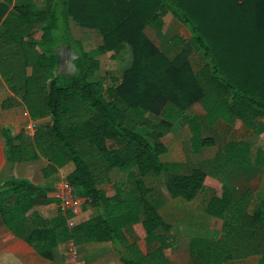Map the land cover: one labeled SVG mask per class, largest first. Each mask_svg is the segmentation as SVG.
<instances>
[{
  "label": "trees",
  "instance_id": "16d2710c",
  "mask_svg": "<svg viewBox=\"0 0 264 264\" xmlns=\"http://www.w3.org/2000/svg\"><path fill=\"white\" fill-rule=\"evenodd\" d=\"M7 4L0 3V78L10 94L0 109L22 105L31 121L42 122L31 140L23 129L16 134L1 129L5 159L12 167L43 158L44 177L72 164L65 180L81 207L98 213L70 229L58 215L50 226L24 232L26 213L52 202L51 189L10 175L0 178L4 225L47 258L67 240L76 246L107 241L123 264H167L163 252L175 236L145 178L164 176L168 195L187 202L201 190L202 170L183 174L179 163L160 160L163 140L194 104L204 111L206 125L240 123L254 136L264 134V0H51L45 10L36 9L33 0H18L10 11ZM167 13L189 34L187 41L170 39L172 59L143 31L147 25L161 30ZM71 19L97 30L101 43L84 51L70 33ZM125 46L129 67L108 86L93 80L98 58L107 52L114 57ZM63 51L72 55L70 73L59 71ZM193 52L202 60L198 70L189 61ZM186 123L192 153L215 144L203 135L197 116ZM236 147L229 145V152L239 156L249 149ZM254 166L264 169L260 148ZM112 170L125 172V181L107 196L99 186L110 181ZM252 198L250 191L235 198L224 185L217 187L204 212L221 220L220 235L190 241L197 264L250 256L264 264V204L250 211ZM137 222L146 243L158 244L146 254L125 238L124 230Z\"/></svg>",
  "mask_w": 264,
  "mask_h": 264
},
{
  "label": "crops",
  "instance_id": "0c3cea01",
  "mask_svg": "<svg viewBox=\"0 0 264 264\" xmlns=\"http://www.w3.org/2000/svg\"><path fill=\"white\" fill-rule=\"evenodd\" d=\"M18 0H0V3H8L7 11L12 10L13 5ZM22 1V0H20ZM51 0H33V5L38 10H45ZM163 27L161 30H157L150 25L144 28L145 35L151 40V42L162 52L167 58L172 59L176 51L173 49L170 39L173 36H179L183 40L189 39L188 31L178 21H176L169 13L165 14L162 18ZM1 30V25H0ZM69 30L72 37L77 40L84 51H90L96 48L101 43V36L98 31L91 28H84L79 26L72 19L69 21ZM147 30L153 32V37L148 36ZM113 53L107 52L99 59V68L102 64V58H110L116 62H120L125 59L126 67L122 71L129 67L131 62V53L128 46H125L118 54L111 57ZM191 55H197L193 52ZM190 55V56H191ZM72 56V55H71ZM189 56V57H190ZM199 56V55H197ZM72 58V57H71ZM129 58V60H128ZM129 61V62H128ZM71 62V60H70ZM191 63V62H190ZM202 65V60L198 70ZM99 70V69H98ZM93 76V80H103L104 85L108 86L112 79L118 78L110 70L108 73L105 71L103 75H97V72ZM1 79V78H0ZM106 80L108 83L106 84ZM3 82V81H2ZM4 84V83H3ZM5 85V84H4ZM7 97L10 93L7 90ZM4 97V98H5ZM2 98L1 100H3ZM0 100V101H1ZM23 107L22 105H20ZM17 106V107H20ZM197 106V109L195 108ZM13 107L11 109L17 108ZM24 109V107H23ZM10 110V109H8ZM6 111V110H4ZM26 118L29 119L27 112L24 109ZM204 111L198 104L192 105L185 111L183 117L175 122L171 128V132L168 137L163 140V144L166 147L165 153L160 156L162 162H176L181 165V171L183 174L189 173L192 169H200L205 173V178L201 190L192 201H183L179 198H171L168 195V199L161 200L159 194L155 192L154 185L152 184L154 178L161 177L164 184V176H147L145 183L152 189L151 196L156 201L157 210L162 220L171 226V232L175 236V243L164 250V255L167 259V264H197L189 253V244L193 238L205 237L208 239L217 238L220 235L221 220L211 217L204 212V207L209 198L215 193L216 189L220 185H224L230 193L235 197H240L244 192L250 191L252 193V201L249 207L251 211L256 205L264 204V169H260L254 166L255 151L260 148L264 150V146L255 145L249 139L232 137V129L238 128L241 132H248L254 136L249 130L244 128L240 123H235L234 126H228L222 121H217L212 125H206L204 120ZM192 116H197L202 126L203 135L213 137L215 144L210 147L202 148L197 153H192L189 145L190 132L187 127L186 120ZM42 121H37L38 123ZM220 126L226 131V138L223 143H218L215 135L217 134L216 127ZM35 128V126H34ZM34 128L28 138L26 131L25 134L29 140H31ZM219 128V127H218ZM19 129L16 133H18ZM208 130L205 132V130ZM11 134H16L12 133ZM264 136V134L259 135ZM258 137V136H256ZM222 142V141H221ZM171 144L178 151L189 150L194 156H198L202 150L216 148V153L211 157L203 161L198 159L200 165L193 163L188 164L189 159L174 160L169 157L166 158L169 150L167 144ZM237 146L236 152H243L248 145L249 149L246 153H242L238 156L237 153L229 152V145ZM253 144V145H252ZM239 150V151H238ZM230 154H229V153ZM234 156V158H233ZM5 159V156H4ZM48 162L39 158L34 161L16 163L10 167L7 173L0 174V178H6L10 175L16 178H24L32 182L33 184L42 185L51 189L49 196L52 198V202L47 205L37 206L29 210L25 216V222L23 224V231L27 232L35 228L48 227L51 221L58 215H61L64 219V223L67 229H70L74 224L84 222L93 216L98 211L96 209H83L81 207L80 213L72 215L60 210L57 200L54 195L55 187L60 180H65L67 175L72 172L73 165L67 164L62 168H58L56 172L48 177L42 175V169L46 167ZM117 170L110 172V181L106 184L99 186L101 190L105 192L107 196L114 194V185L121 183L113 180L112 174ZM125 181V180H124ZM165 188V185H164ZM166 190V188H165ZM167 193V191H166ZM168 194V193H167ZM202 194V197L199 195ZM68 215V216H67ZM125 238L129 243H135L139 250L146 254L158 247L156 243H146L145 232L140 222H137L124 230ZM0 264H123L119 259L118 251L112 245L111 242H91L82 245H74L71 240H67L54 247L50 256L43 257L35 249L30 246L23 237H19L13 234L3 223L0 216ZM222 264H259L256 256H250L239 260H229Z\"/></svg>",
  "mask_w": 264,
  "mask_h": 264
},
{
  "label": "rangeland",
  "instance_id": "374dc122",
  "mask_svg": "<svg viewBox=\"0 0 264 264\" xmlns=\"http://www.w3.org/2000/svg\"><path fill=\"white\" fill-rule=\"evenodd\" d=\"M148 36L153 37V32L150 30H147ZM62 59L63 63L61 67L59 68V71L64 72V73H70L73 70L72 64L70 62L71 60V55L68 52H62ZM198 55V54H197ZM195 56L191 55L189 57V61L191 62L192 66L194 69L198 68L201 62L200 56ZM125 59L123 58L119 63L114 61L113 59L103 57L102 58V64L97 72V75L102 76L103 72H107L110 70L113 72L114 75L119 76L121 70L126 67ZM129 60V58H128ZM129 62V61H128ZM108 81L106 80V84ZM7 88L3 84L2 80L0 79V100L4 98L7 95ZM197 109V106H195ZM37 123L30 122L25 114H24V109L23 107H17L14 109L10 110H1L0 109V174L7 173L10 169L9 163L4 159V140L1 135V129L6 128L11 131L12 133H16L19 129L23 128L26 131V134L28 138L30 137V133L34 126ZM219 127V128H218ZM216 127L218 131L217 134L215 135L217 142L218 143H223V140L226 138V131L223 130L220 126ZM208 130L206 129L205 132ZM232 131V137L236 138H244V139H249L252 143L255 145H262L264 146V136H252L248 132H241L238 128H234L231 130ZM222 141V142H221ZM168 147V154L166 155V158L169 157L174 160L178 159H189L188 164L193 163L196 165H200V163L197 161L198 159L202 160L201 166L203 164V161L211 158L215 153H216V148H210V149H205L202 150V152L198 156H194L189 150H182L178 151V149H175L171 144H167ZM198 163V164H197ZM125 172L122 171H116L112 174L113 180L117 182H123L125 180ZM152 184L154 185L153 187L155 188V192L159 194L161 200L165 201L168 199V194L166 193V190L164 188L163 180L161 177L159 178H154ZM199 197H202V194L199 195Z\"/></svg>",
  "mask_w": 264,
  "mask_h": 264
},
{
  "label": "built area",
  "instance_id": "2783aa9c",
  "mask_svg": "<svg viewBox=\"0 0 264 264\" xmlns=\"http://www.w3.org/2000/svg\"><path fill=\"white\" fill-rule=\"evenodd\" d=\"M55 198L60 210L77 215L81 210V201L75 196L72 187L66 180H60L55 187Z\"/></svg>",
  "mask_w": 264,
  "mask_h": 264
}]
</instances>
